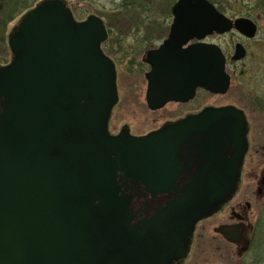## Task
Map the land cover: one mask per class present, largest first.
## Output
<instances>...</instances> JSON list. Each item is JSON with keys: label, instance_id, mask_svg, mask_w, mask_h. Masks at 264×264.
I'll return each mask as SVG.
<instances>
[{"label": "water", "instance_id": "obj_1", "mask_svg": "<svg viewBox=\"0 0 264 264\" xmlns=\"http://www.w3.org/2000/svg\"><path fill=\"white\" fill-rule=\"evenodd\" d=\"M167 39L176 47L169 99L195 86L224 93L225 59L214 43L181 49L234 26L208 0H176ZM102 20L75 21L63 0H41L8 35L0 65V264H177L195 223L237 188L246 120L233 105L208 106L144 135L108 132L115 71L100 42ZM236 44L232 59L243 57ZM164 63L172 62L169 57ZM264 178V177H263ZM226 240L249 244L247 227L220 224Z\"/></svg>", "mask_w": 264, "mask_h": 264}, {"label": "rangeland", "instance_id": "obj_2", "mask_svg": "<svg viewBox=\"0 0 264 264\" xmlns=\"http://www.w3.org/2000/svg\"><path fill=\"white\" fill-rule=\"evenodd\" d=\"M38 1L0 0V64H4L10 58L8 35L11 28L21 14ZM64 2L75 20L93 13L103 20L109 31L110 35L104 43L103 50L116 65L119 96L109 119V132H118L123 124L130 132H144L172 117L174 113L169 111V108L165 112L150 113L140 103V99H137L138 95L134 92L136 87L134 83L137 79L129 68V58L134 51L137 59L142 54L145 45L142 35L146 26L167 27L170 24V6L174 0H136L132 4H125L123 0H64ZM211 2L228 17L248 16L255 20L259 32L248 46L249 50L257 55L258 62L251 66L253 72L246 71L249 66L246 68L236 66V69L245 68L246 74L239 75L235 69L234 80L224 94L207 95L200 91V104L202 106L206 103L215 105L232 103L243 109L249 116L251 146L257 147L260 144L264 146V112L256 108L259 103L257 100L264 99V0H211ZM207 40L211 41V38L208 37ZM217 40L219 43L224 42L221 38ZM245 158L246 166L256 165L259 161L251 151ZM257 178L258 174L244 172L233 197L241 201L243 206L245 201L250 205L246 209L251 235L248 251L238 255L234 244L213 231L218 224L230 220L229 208L223 207L213 216L197 224L188 256L182 264H264V190L260 195L256 193Z\"/></svg>", "mask_w": 264, "mask_h": 264}, {"label": "flooded vegetation", "instance_id": "obj_3", "mask_svg": "<svg viewBox=\"0 0 264 264\" xmlns=\"http://www.w3.org/2000/svg\"><path fill=\"white\" fill-rule=\"evenodd\" d=\"M257 25V23H256ZM170 24L166 26L161 25H148L145 27L146 30H144V48L143 52L140 55V57L137 59L134 56V52L130 55V69L133 71V76L137 81H135L134 85H136L134 92L136 95H138L137 99H140V103L143 104V107L150 113H156V112H165L169 108V111L174 113L172 117H169L165 120H163L159 125L146 130L144 132H130L134 135H141L144 134L152 129H155L159 126H161L164 123L175 121L177 119L183 118L187 115H193L200 111L201 108L209 105L213 106H219L212 103H206L201 106L200 104V91H203L207 95H218L210 93L209 91L200 88L199 86H195L191 95H187V92L184 93L181 100H167L165 102L160 103L164 99V93L167 91V89L173 87L174 81H175V51L174 49H170L168 53L169 59L172 60V62H166L164 63V59H166L167 55L164 53L166 52H155V50L158 49V47L162 44V42L168 37ZM259 32V27L257 25V32L253 37H247L239 33L237 30H235L233 27L224 33H212L205 37L202 41H200L197 37L190 38L184 45L181 46V49H184L190 45H199L201 42L204 43H216L220 46L224 56H225V70L229 75L230 84L234 80V74L238 73L239 75L246 74L245 68L246 66H249L246 71L253 72L252 65H256L258 62V58L256 54H253L249 50L248 43L252 41L256 35ZM109 31L107 30V39L109 37ZM208 37L211 38L210 40H207ZM217 38H221L224 42L221 43L216 41ZM216 41V42H214ZM103 43V45H104ZM239 43L242 48L244 49L245 55L241 59L232 60L231 56L234 52L235 45ZM228 45V47H227ZM251 54V55H250ZM252 56V57H251ZM167 57V58H168ZM115 65V63H114ZM236 66H245V68H237ZM236 69V73H235ZM115 72H116V82L118 79V73L115 65ZM264 74V72H263ZM257 75V72L256 74ZM257 77V76H255ZM118 88V87H117ZM119 99V96H118ZM259 103L257 105V109L261 110V112H264V99H258ZM226 104H232V103H226ZM226 104H220V105H226ZM234 105V104H233ZM242 111L245 114V118L247 121V141H248V147H247V154L251 151V154L254 156H257L259 161L256 165H245V159L243 161L242 167H241V176L244 172L251 173L253 172L254 175L258 174V178L264 176V146L257 145V147H253L250 144V140H252V137H250V124H249V116H247V113L242 109ZM127 128L126 125H122L120 129ZM263 156V157H262ZM255 172V173H254ZM258 172V173H257ZM257 178V179H258ZM257 182V181H256ZM249 203L244 202V206L241 201L235 200V198L229 199L226 203L222 205V207L219 209V211L223 207H228L230 212V220L228 223H247V217H246V209L249 208ZM248 224V223H247ZM249 225V224H248Z\"/></svg>", "mask_w": 264, "mask_h": 264}, {"label": "trees", "instance_id": "obj_4", "mask_svg": "<svg viewBox=\"0 0 264 264\" xmlns=\"http://www.w3.org/2000/svg\"><path fill=\"white\" fill-rule=\"evenodd\" d=\"M136 0H123V3L125 4H132V2H134ZM211 1V0H210ZM27 7V6H26ZM10 15V14H9ZM9 15H7L9 17Z\"/></svg>", "mask_w": 264, "mask_h": 264}]
</instances>
